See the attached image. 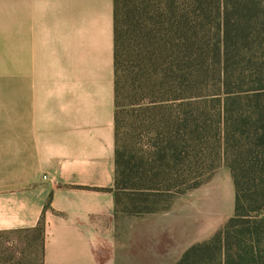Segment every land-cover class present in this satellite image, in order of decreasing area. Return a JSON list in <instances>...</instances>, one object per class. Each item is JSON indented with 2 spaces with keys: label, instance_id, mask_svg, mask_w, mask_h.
I'll return each instance as SVG.
<instances>
[{
  "label": "crops",
  "instance_id": "1",
  "mask_svg": "<svg viewBox=\"0 0 264 264\" xmlns=\"http://www.w3.org/2000/svg\"><path fill=\"white\" fill-rule=\"evenodd\" d=\"M115 1L0 0V238L40 264H174L116 206Z\"/></svg>",
  "mask_w": 264,
  "mask_h": 264
},
{
  "label": "trees",
  "instance_id": "2",
  "mask_svg": "<svg viewBox=\"0 0 264 264\" xmlns=\"http://www.w3.org/2000/svg\"><path fill=\"white\" fill-rule=\"evenodd\" d=\"M128 3L115 1L116 206L133 174L147 184L141 191L152 203L207 180L209 175L179 178L174 167V88L184 92L180 100L199 97L190 88L203 86L218 106L234 211L211 239L190 246L175 264H264V0H194L179 14L174 4L161 13ZM201 100L180 106L186 127L189 118L198 122ZM132 130L141 141L150 138L140 157L131 155Z\"/></svg>",
  "mask_w": 264,
  "mask_h": 264
},
{
  "label": "rangeland",
  "instance_id": "3",
  "mask_svg": "<svg viewBox=\"0 0 264 264\" xmlns=\"http://www.w3.org/2000/svg\"><path fill=\"white\" fill-rule=\"evenodd\" d=\"M129 3L140 5L144 10H155L165 13L167 4L171 0H128ZM194 0H174V12L179 14L187 10L190 3ZM128 3V4H129ZM199 97L176 99L179 92L174 88V147H176L177 157L174 158L175 172L179 178H191L193 176H208L207 180L198 188L189 190L183 194H175L172 198L157 200L142 193L143 187L147 184L135 179V174L131 175L125 185L119 190L118 210L130 217L131 220L138 222H154L153 219L160 218L158 221L173 226L174 232V264L179 261L183 252L195 243L211 239L219 230H221L234 211V185L225 163V157L222 152L221 123L218 116L217 102L212 103L208 96L209 89L203 86L190 88ZM195 95V94H194ZM188 97V96H186ZM202 108L196 112L197 121L193 118L188 119V126H185L186 116L179 114L181 105L195 103L201 99ZM129 100H126L127 103ZM134 122V118H129V123ZM198 125V128H197ZM178 131V132H177ZM134 134V139H133ZM131 146V155L142 156L143 151L148 150L150 138L146 135L138 139L132 130L129 137ZM137 141V142H136ZM140 155V156H139ZM178 163V164H176ZM137 164V163H135ZM212 165L213 172L205 170L206 165ZM174 172V191H179ZM178 187V188H177ZM150 198V200L148 199ZM152 201V202H151ZM169 206L167 210H161L153 214H139L138 211H146L149 208H159ZM264 213V212H263ZM259 216V213L252 214ZM17 244L12 243V238H0V260L5 263L15 259L17 253L23 256H30L33 263L40 264V258L34 250H22Z\"/></svg>",
  "mask_w": 264,
  "mask_h": 264
},
{
  "label": "built area",
  "instance_id": "4",
  "mask_svg": "<svg viewBox=\"0 0 264 264\" xmlns=\"http://www.w3.org/2000/svg\"><path fill=\"white\" fill-rule=\"evenodd\" d=\"M44 179H47V177H46V176H44Z\"/></svg>",
  "mask_w": 264,
  "mask_h": 264
}]
</instances>
